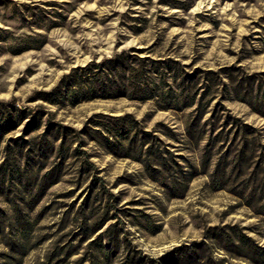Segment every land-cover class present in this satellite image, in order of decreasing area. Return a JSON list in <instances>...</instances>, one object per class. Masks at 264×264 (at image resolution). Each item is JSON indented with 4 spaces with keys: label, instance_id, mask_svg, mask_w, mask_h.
I'll list each match as a JSON object with an SVG mask.
<instances>
[{
    "label": "rangeland",
    "instance_id": "1",
    "mask_svg": "<svg viewBox=\"0 0 264 264\" xmlns=\"http://www.w3.org/2000/svg\"><path fill=\"white\" fill-rule=\"evenodd\" d=\"M0 264H264V0H0Z\"/></svg>",
    "mask_w": 264,
    "mask_h": 264
}]
</instances>
